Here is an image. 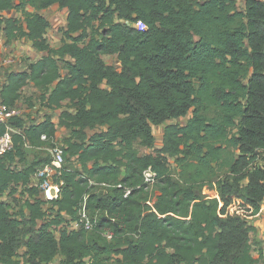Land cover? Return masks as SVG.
Here are the masks:
<instances>
[{"label":"trees","instance_id":"trees-1","mask_svg":"<svg viewBox=\"0 0 264 264\" xmlns=\"http://www.w3.org/2000/svg\"><path fill=\"white\" fill-rule=\"evenodd\" d=\"M53 4L67 11L57 48L38 13ZM7 10L23 20L4 17ZM139 20L145 29L134 25ZM0 25L7 43L27 38L45 53L6 75L0 103L13 108L29 82L49 110L68 101L74 112L59 115L69 130L63 155L80 165L64 164L59 196L49 202L54 214L42 222L45 203L30 186L38 163H17L25 161V145L53 144L56 126L50 114L28 126L11 118L20 133L0 155V196L20 187L29 198L14 213L0 201V264H55L57 255L60 264H260L263 251L253 255L251 236L264 199V165L257 163L264 152V0H244L243 9L237 0H0ZM113 54L119 70L101 57ZM190 109L185 125H165L160 148L138 154L136 143L153 147L152 126ZM148 167L158 179L152 204L142 183ZM216 167L227 176L216 179ZM79 174L121 182L131 193H95ZM204 184L215 188L206 199L196 193ZM84 203L88 213H103L93 228L57 237L51 226L64 215L77 219Z\"/></svg>","mask_w":264,"mask_h":264},{"label":"rangeland","instance_id":"rangeland-1","mask_svg":"<svg viewBox=\"0 0 264 264\" xmlns=\"http://www.w3.org/2000/svg\"><path fill=\"white\" fill-rule=\"evenodd\" d=\"M237 7L238 9H243L244 0H237ZM27 9L32 10L29 7H27ZM38 13L42 14L49 22V27L47 28L45 34L49 45L53 48L59 47L62 40V29L66 26V9L59 7L57 4H53L47 7L46 9L39 10ZM3 16L19 18L23 20L21 13L16 10H7L3 12ZM2 28V25H0V88L4 83L6 75L8 73L26 70L29 64L36 62L38 59L45 55V53L43 52L36 51L27 38L14 40L11 43H7ZM88 32L89 34H91V29H88ZM101 57L106 64L113 66L116 70H119L121 68V63L115 54L102 55ZM63 60L70 61V58L65 57L64 59L59 61V66L61 68L60 72L62 76L67 72L63 68ZM102 87H105V85H102ZM62 110H68L72 112L74 109L68 101H65L62 103V106L60 108L49 110L45 107L41 100V91L37 87H35L31 82L22 87L21 98L13 107L15 116L21 118L24 121L25 126L42 121L45 114L51 115V119L56 126V135L53 144L48 143L40 147H32L30 145L24 146L25 161L24 163L18 161L17 167L22 168L24 165L38 163L36 173L31 178L30 186H37V184L39 183L41 179L40 172L51 159V149L55 147H65L64 139L69 136V130L64 126L59 125V115ZM191 116L192 109H190L187 114L183 117L169 119L162 124L152 126V133L155 138L154 145L152 148H147L136 143L135 147L138 154L143 155L147 153H152L154 152V150L158 149L161 146L162 130L164 129V126L166 124L185 125V123ZM102 129L103 127H98L96 131H100ZM92 133L93 131H88V134ZM257 163L260 165H264V152L260 154ZM64 164L69 165V167L71 168L80 170V165L75 159V157H71L70 162L64 159ZM167 164L171 172L172 178L178 179L179 168L177 166L175 158L168 157ZM225 176H227V168L219 169L216 167L215 178L222 179ZM16 190L17 192L13 195L15 196L14 198L13 196H10L5 193L0 196V201L7 202L10 205V211L13 213L16 212L18 208L22 207L24 201L29 198L27 193H21L22 189L20 187H18ZM41 192L42 191H40L39 196H41ZM95 192L98 194H105L102 192L101 189H98ZM196 193L202 198L206 199L214 195L215 188L212 184H204L196 188ZM157 195V184L154 185L152 188H148L147 190H145L144 193V196H146L147 200L146 202L148 204H152L155 201ZM43 210L45 211V215L42 222H46L52 218V215L54 214V208H52L50 204H44ZM88 215L90 216V218L97 220L101 215H103V213L101 214V212L96 211L95 213L89 212ZM64 217L68 222L69 217L66 215H64ZM50 230L58 237L62 228L60 227V225L56 227L51 226ZM251 243L253 248V255L255 257L258 255V248L261 247V249L263 250V256L259 263L264 264V234L261 229L258 228V230H256V232L252 234ZM24 250L25 249L23 248L19 249L17 257L18 259H22ZM61 260L62 256L57 255L54 259V263L60 264ZM88 262V259H85V264H88Z\"/></svg>","mask_w":264,"mask_h":264},{"label":"built area","instance_id":"built-area-1","mask_svg":"<svg viewBox=\"0 0 264 264\" xmlns=\"http://www.w3.org/2000/svg\"><path fill=\"white\" fill-rule=\"evenodd\" d=\"M138 29H145L144 23L140 20L134 24ZM15 116L13 108H10L2 103H0V124L5 127L4 133L0 136V155L10 150L13 146V138L12 135L15 133H20V130L11 125V118ZM45 136H41V140H45ZM64 149L63 147H55L51 149V159L49 163H47L43 170L40 172L42 182L39 181L37 187L41 192V199L45 204H49L51 200L57 199L60 193V188L63 184V181L59 179L61 172L64 166ZM79 176L83 179L87 180L88 186H90L93 192L101 189L103 193L109 192L110 189L117 188L122 192L123 197H127L131 193V187L124 185L121 182H97L94 179L87 178L84 174H79ZM143 178V190H147L148 188H152L157 184V174L150 167L146 168L142 171ZM59 179V180H58ZM41 180V179H40ZM139 188V186H137ZM96 193V192H95ZM264 199L261 203L262 212L260 216L264 219ZM87 209L85 207V203L82 204L80 209L78 210V217L75 220L68 219V222L65 218L60 225L62 230L66 232H77L81 229L89 231L93 228L95 219L90 218L87 214ZM64 215V214H63ZM259 216V217H260ZM258 217V218H259ZM262 232L264 234V225L262 227ZM107 235V234H106ZM110 238V235H107Z\"/></svg>","mask_w":264,"mask_h":264},{"label":"crops","instance_id":"crops-1","mask_svg":"<svg viewBox=\"0 0 264 264\" xmlns=\"http://www.w3.org/2000/svg\"><path fill=\"white\" fill-rule=\"evenodd\" d=\"M63 111V110H62ZM72 112H74V110L72 111ZM167 125V124H166ZM165 127V126H164ZM103 129H105V127H103ZM97 130V129H96ZM95 130V131H96ZM94 132V131H93ZM163 132H164V129L162 130V139H163ZM161 146H162V144H161ZM160 146V147H161ZM159 147V148H160ZM253 224L255 225V227H256V230H258V228L259 229H262V227H263V225H264V219L260 216L259 218H257V219H255V220H253ZM263 251V250H262Z\"/></svg>","mask_w":264,"mask_h":264},{"label":"water","instance_id":"water-1","mask_svg":"<svg viewBox=\"0 0 264 264\" xmlns=\"http://www.w3.org/2000/svg\"><path fill=\"white\" fill-rule=\"evenodd\" d=\"M137 227H138V226L136 225L135 228L137 229Z\"/></svg>","mask_w":264,"mask_h":264}]
</instances>
